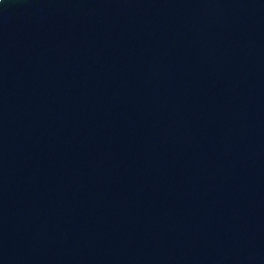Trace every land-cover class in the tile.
I'll return each instance as SVG.
<instances>
[{
    "label": "water",
    "instance_id": "1",
    "mask_svg": "<svg viewBox=\"0 0 264 264\" xmlns=\"http://www.w3.org/2000/svg\"><path fill=\"white\" fill-rule=\"evenodd\" d=\"M0 264H264V0H0Z\"/></svg>",
    "mask_w": 264,
    "mask_h": 264
}]
</instances>
